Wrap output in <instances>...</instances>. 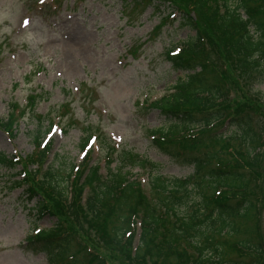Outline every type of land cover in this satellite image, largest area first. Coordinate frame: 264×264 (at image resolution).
I'll list each match as a JSON object with an SVG mask.
<instances>
[{"label": "rangeland", "instance_id": "obj_1", "mask_svg": "<svg viewBox=\"0 0 264 264\" xmlns=\"http://www.w3.org/2000/svg\"><path fill=\"white\" fill-rule=\"evenodd\" d=\"M137 1L139 4L130 0H0V123L13 126L0 127V151L27 162L25 177L20 164L12 168L0 165V264H60L40 244L27 243L29 235L39 230L36 227L50 229L57 223V216L40 215L37 207L42 195L28 198L29 182L24 179L27 173H37L36 180L46 181L44 173L51 169L54 176L50 180L58 188L69 185L72 193L70 186L75 185L80 173L87 172L83 169L101 161V150L94 140L88 158H84L81 139L86 127L105 132L118 147L133 149L161 164L160 174L166 176L186 177L194 171L173 158L167 147L191 153L221 151L231 143L239 147L233 139L217 137L218 126L193 130L191 135L200 140L197 145L188 138L168 143L148 137L151 129L166 125L158 110L149 109L150 102L184 77L167 53L185 47V41L196 31L188 23L190 17L180 11H189V0ZM216 7V3H210L206 12ZM190 15L204 33L205 16ZM211 37L203 34L209 44L208 57L216 66L220 64L219 71L229 85L228 109L240 105L241 113L252 117L263 137L261 162L255 168L256 175L250 177L252 181L258 178L253 187L261 216L259 237L264 242V81L259 82L252 67L233 62L234 56L224 58L217 53ZM216 74L220 75L213 71L212 75ZM39 121L51 130L46 138L47 158L38 166L30 162V156L39 148L31 137L38 133ZM230 130H225L226 136L232 133ZM100 164V172L106 175L104 158ZM130 172L131 179L137 178L147 188V173L137 168ZM89 192L85 188L80 199ZM75 194L68 202H74ZM78 213L83 228L91 227L88 234L96 236L91 216L85 215V209ZM253 223L251 217L245 225ZM251 237L244 231L220 239L235 244ZM226 246L222 264L249 262L256 257L254 253L241 256L236 247ZM72 253L82 264H137L130 262L123 251L91 241L80 232L70 239L67 257ZM262 258L264 264V255Z\"/></svg>", "mask_w": 264, "mask_h": 264}, {"label": "trees", "instance_id": "obj_2", "mask_svg": "<svg viewBox=\"0 0 264 264\" xmlns=\"http://www.w3.org/2000/svg\"><path fill=\"white\" fill-rule=\"evenodd\" d=\"M217 1L189 0L190 9L186 12L205 16L203 34L213 37L211 45L217 53L224 58L234 56L233 62L252 67L259 82L264 81V0ZM210 3H216L217 7L206 12ZM195 21L190 18L188 23L195 28ZM203 34L197 30L186 47L168 54L171 64L183 71L184 77L149 105L166 119L165 126L149 132L156 142L172 143L188 138L197 145L200 140L191 135V131L218 126L217 137L233 139L239 142L240 148L231 143L221 147V151L191 153L167 147L173 158L192 166L194 171L186 177L166 176L160 174L161 164L133 149H119L106 133H98L106 175L100 172V163L86 166L83 169L87 170L86 174L78 175L75 185L70 186L74 191L69 193V185L58 188L50 180L54 176L51 169L44 173L46 181L36 180L37 173H27L24 180L29 182L26 188L29 197L36 193L42 195L37 211L42 216H57L55 227L31 236L30 244H40L52 260L60 264H80L74 254L72 260H65L70 238L79 232L88 235L91 241H102L114 251H123L130 262L137 264H216L217 261L222 264L228 249L226 245L236 247L241 256L256 255L249 262L231 261V264H262L263 243L259 237L260 219L255 204L258 197L253 187L258 178L252 181L250 176L256 175L255 168L260 165L263 137L255 128L252 117L241 113L240 105L231 111L228 109L229 85L219 71L220 64L216 66L217 63H212L208 57L205 43L200 39ZM213 71L220 75L213 76ZM221 128H232V137L231 134L225 136L227 133L223 130L218 132ZM42 130L41 125L38 133L31 136L39 148L30 156V162L38 166L44 164L49 151L48 145L41 148ZM93 135L91 127L84 129L81 149L87 158V146ZM0 163L10 167L21 164L26 176L27 162L24 164L19 156L10 157L0 152ZM114 163L117 164L115 168L112 167ZM136 167L148 173V192L140 182L129 177L131 172L127 168ZM87 187L90 192L84 200L80 199ZM73 194L78 198L77 204L75 198L73 203L68 202ZM83 209L85 215L92 218L96 236L89 235L88 231L93 229L83 228L80 222L78 211ZM251 217L254 223L245 225ZM244 231L252 235L253 241L251 237L230 244L228 240L222 242L220 239Z\"/></svg>", "mask_w": 264, "mask_h": 264}]
</instances>
